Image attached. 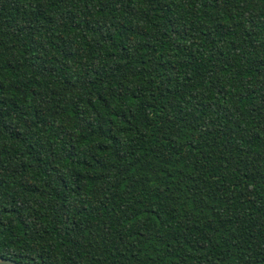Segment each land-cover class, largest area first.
<instances>
[{
    "label": "trees",
    "instance_id": "obj_1",
    "mask_svg": "<svg viewBox=\"0 0 264 264\" xmlns=\"http://www.w3.org/2000/svg\"><path fill=\"white\" fill-rule=\"evenodd\" d=\"M0 257L264 264V0H0Z\"/></svg>",
    "mask_w": 264,
    "mask_h": 264
},
{
    "label": "water",
    "instance_id": "obj_2",
    "mask_svg": "<svg viewBox=\"0 0 264 264\" xmlns=\"http://www.w3.org/2000/svg\"><path fill=\"white\" fill-rule=\"evenodd\" d=\"M0 264H24V263L13 260V259L0 257Z\"/></svg>",
    "mask_w": 264,
    "mask_h": 264
}]
</instances>
